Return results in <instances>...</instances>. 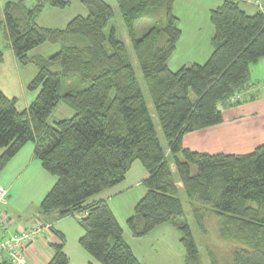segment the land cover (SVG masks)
Returning <instances> with one entry per match:
<instances>
[{
    "label": "trees",
    "instance_id": "1",
    "mask_svg": "<svg viewBox=\"0 0 264 264\" xmlns=\"http://www.w3.org/2000/svg\"><path fill=\"white\" fill-rule=\"evenodd\" d=\"M115 1L168 152L159 141L124 41L112 30L106 45L104 28L112 7L104 0H81L88 8L86 16L51 29L38 26L37 16L45 5L62 9L68 1L36 0L26 7L19 0L5 3L2 30L17 61L36 65L27 88L37 93L20 111L16 99L0 90V172L24 144L33 142L41 167L56 178L40 210L79 216L84 229L79 244L99 264H141L107 202L86 203L121 183L138 160L148 176L142 181L145 193L126 220L133 237L170 223L180 233L185 264H203L188 216L203 235L205 220L213 215L219 237L242 246L233 249L229 264H264V144L245 154L213 155L182 144L185 133L221 123L218 103L251 85L249 67L264 57V8L248 15L237 1L223 0L209 12L214 29L209 57L172 71L167 62L181 35L174 0ZM142 17L152 26L138 38L134 23ZM66 36L77 38L47 59L28 56L38 45L56 44ZM53 65L59 69L51 71ZM239 96L230 104L246 99ZM59 103L73 114L50 124ZM170 163L182 183L187 209ZM58 238L47 264L68 263L64 238ZM206 257L209 264H221L213 252L207 251Z\"/></svg>",
    "mask_w": 264,
    "mask_h": 264
},
{
    "label": "crops",
    "instance_id": "2",
    "mask_svg": "<svg viewBox=\"0 0 264 264\" xmlns=\"http://www.w3.org/2000/svg\"><path fill=\"white\" fill-rule=\"evenodd\" d=\"M13 1L19 0H0V51L3 55V60L0 63V90L8 98L16 99V108L21 111L26 109L29 103L25 99L23 103L20 104L17 97H15L13 93H10L11 91L9 89L16 79L19 80L21 87H26V84L30 82L35 75L30 78L26 76V73H23L21 76L22 69H24L27 65H33L32 70L35 69L32 72L33 75L34 73H37V67L34 63L21 65L14 56L10 41L4 37L2 30L4 5L7 2ZM66 1L70 2V0ZM222 1L223 0H220L219 2L216 1V3H214L217 4L215 7ZM235 1H237L240 8L248 15H252L257 11H262L264 8V0ZM22 2L26 7H31L34 5L36 0H22ZM215 7L210 8L209 11ZM53 9L57 8L45 5L42 12L37 16L35 23L43 28L62 29L60 28V25H58V27L54 26L51 21L52 26H48V24L44 23L45 19L42 18L43 15H46L47 11H55ZM63 9L65 8H58L60 11ZM53 22L57 25L58 20L53 19ZM180 30L181 35L176 43V49L184 37H187L189 43H187L188 45H200L201 42L202 45L207 44V42L210 44V40L214 33L213 29L208 31V34H204L202 33L199 25L194 24L190 31H187V34L183 28H180ZM76 38V36H66L62 41H60L62 43L65 42V44H61L60 49L56 52L68 46ZM205 40L208 41L205 42ZM46 45L47 43L38 45L28 53V56L31 59L37 57L45 58V56L49 57L56 53H45V48L43 47H48ZM197 52L200 51L198 50ZM209 52H206V55H204L205 59L208 57ZM169 61L170 60L167 62L168 67L172 70L169 65ZM191 62L200 63L198 58L186 59L183 62V65L190 64ZM13 72L16 73V79L13 75L11 80L10 75H12ZM248 82L251 84L248 89L239 93V95L242 96L241 99L246 98L245 100H242V102L237 104H230L232 100L231 97H229L227 100L219 102L218 109L222 114V122L200 130L185 133L182 136L183 146L190 150L208 154H245L253 151L257 146L264 144V91L259 88V86L264 83V57L259 59L257 63L250 65ZM140 88L142 87L140 86ZM32 92L37 93V91ZM36 93L34 97L36 96ZM142 93L144 95L143 90ZM145 101L147 104L146 99ZM147 107L150 112L148 104ZM150 115L154 120L151 112ZM163 149L166 153L168 152L167 146ZM0 152H2L1 148ZM170 169L175 178L178 194L182 200L186 201L182 183L177 177L173 163H170ZM41 172L47 173L41 167L39 160L34 156L33 142H27L24 144L23 147L1 170L0 186L6 189L7 200L5 203H0V212L4 213L9 218V227L5 234L13 235L34 225L47 227L46 231L43 232V235L36 237L26 246L25 257L27 264H47L53 256L51 244L60 243L58 234L62 235L64 238L62 251L68 259L67 264H99L79 244V239L84 234V229L78 219L79 216L67 215L60 217L58 212L55 210H51L47 213L40 210V202L44 195L49 191L48 187H32L30 182L33 180L32 178H34L35 174H40ZM147 176L148 172L144 169L140 161L134 160L121 183L100 192L86 202L92 203L100 200L107 202L110 210L122 229V237L124 241L129 245L132 253L141 264H145L143 261V254L146 246L143 244V239H146L149 235H157L160 231H171L172 229V225L170 223H164L156 226L147 235L141 238H136L131 235L128 227L126 226V220L132 216L135 204L145 193L142 181L146 179ZM52 177L53 178L51 179L53 185L56 178L54 176ZM18 182H20L19 185L17 184ZM22 185H24V187ZM30 188L34 191L33 196L32 193L30 196L26 195ZM3 261H8V258L4 253L0 254V264Z\"/></svg>",
    "mask_w": 264,
    "mask_h": 264
},
{
    "label": "rangeland",
    "instance_id": "3",
    "mask_svg": "<svg viewBox=\"0 0 264 264\" xmlns=\"http://www.w3.org/2000/svg\"><path fill=\"white\" fill-rule=\"evenodd\" d=\"M216 1L219 2L220 0H174L173 13L178 17L177 23L179 27L183 28L187 34V31H190L193 24L199 25V27L202 30V33L208 34V31L213 30V26L209 20V12H210L209 9L217 5L214 4L216 3ZM105 2L108 3L113 10V16L110 19V21H108L106 27L104 28V34L106 36V45H107V39L112 30L114 31V35L117 39L124 41L135 74L137 76L140 86L142 87L141 89L144 92V96L145 99L147 100V104L149 106L150 112L154 117L159 141L162 147L166 148L164 137L157 123L152 102L147 93V89L144 84L137 59L132 49L131 41L128 37L124 23L121 19L119 10L116 5V1L105 0ZM53 10L55 11H51V12L47 11L46 15H43L42 18L45 19L44 23L48 24V26H52L51 24L52 22L54 26L58 27V25H60V28H64L72 18L78 15L79 16L87 15V8L81 3V0H70L69 4L62 11L58 10V8ZM53 19L58 20L57 25L55 24V22H53ZM151 26H152V21L150 19L145 17L138 19L134 23L135 36L138 38L141 37ZM207 41L208 40H205V42ZM187 43H188V39L187 37H184V39L180 41L176 51L170 57L169 65L172 71H176L177 69H179V67L183 65V62L186 59L198 58V60L200 61L199 64H202L206 61V59L209 57L212 51L211 45L208 42L205 45H202V42L200 45L194 44L195 46L188 45L189 43L188 44ZM61 44H65V42L64 43L58 42L56 44L47 43L46 46L48 47H43L45 48L44 49L45 51L44 50L43 51L45 53H54L58 49H60ZM198 50L200 52H197ZM206 52H209V54L208 57L205 59L204 55H206ZM47 58L48 56H45V59ZM32 68L33 65H27L24 69H22L21 76L23 73H26V76L32 78L35 75V73L32 75L33 70H35V69L32 70ZM58 69H59L58 65H53L51 67V71H55ZM13 73L12 75H10L11 80L13 75L15 76L16 79V73L15 72ZM28 84L29 82L26 84V87L23 88L20 86L19 80L16 79L15 82L11 85V88L9 89L11 91L10 93H13V95L17 97V100L19 101L20 104L23 103L25 99L28 103H30L31 99L34 97L36 93V92H32L27 88ZM72 113L73 112L69 107H67L63 103H60L48 118V122L50 124H54L59 120L70 117ZM51 178H53L52 175L41 172L40 174L34 175V178H32L33 180L30 182V184L32 185V187H39V186L48 187L49 190V188L52 185ZM19 183L20 182H18L17 184L19 185ZM22 186L24 187V185ZM31 193L33 196L34 191H32L30 188V190L27 191L26 195L30 196ZM182 201L187 209L186 201L185 200ZM188 222H189V226L193 230L194 238L198 246L203 264H209L206 257L207 251L213 252L221 264H229V259H231V253L233 249L242 247L237 243H233L219 237L217 233L218 219L213 215L208 216L206 218L205 220L206 232L203 235L197 230L191 215L188 216ZM171 228H172L171 231H162V232L160 231V233H158L157 235H149L146 239H143L144 240L143 244L146 246V249L144 250V254H143L144 255L143 261L145 264H185V252L179 242L180 233L173 225L171 226Z\"/></svg>",
    "mask_w": 264,
    "mask_h": 264
},
{
    "label": "built area",
    "instance_id": "4",
    "mask_svg": "<svg viewBox=\"0 0 264 264\" xmlns=\"http://www.w3.org/2000/svg\"><path fill=\"white\" fill-rule=\"evenodd\" d=\"M264 91V83L259 86ZM239 95L231 97L232 101L239 99ZM7 191L0 186V203H5ZM9 227V218L0 212V254L4 253L11 264H27L25 257L26 246L36 237L43 235L47 227L34 225L28 229L21 230L13 235H7L5 232Z\"/></svg>",
    "mask_w": 264,
    "mask_h": 264
}]
</instances>
